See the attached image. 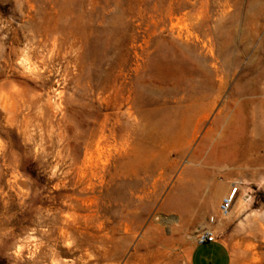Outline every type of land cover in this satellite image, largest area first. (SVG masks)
Wrapping results in <instances>:
<instances>
[{
    "label": "rangeland",
    "instance_id": "obj_1",
    "mask_svg": "<svg viewBox=\"0 0 264 264\" xmlns=\"http://www.w3.org/2000/svg\"><path fill=\"white\" fill-rule=\"evenodd\" d=\"M0 83V264L72 260L49 221L71 194L130 232L117 264L156 214L151 264H188L209 227L232 264H264V146L204 165L231 121L264 144V0H0ZM203 166L198 204L162 210Z\"/></svg>",
    "mask_w": 264,
    "mask_h": 264
},
{
    "label": "bare ground",
    "instance_id": "obj_2",
    "mask_svg": "<svg viewBox=\"0 0 264 264\" xmlns=\"http://www.w3.org/2000/svg\"><path fill=\"white\" fill-rule=\"evenodd\" d=\"M23 63L28 64V60L23 61ZM263 105H264V101H263ZM170 122L171 121H169V123ZM244 132L245 130L243 127L239 128L237 131L236 130L233 131L232 121L228 123L227 127L224 129L223 138L222 137L219 138V143L227 142L228 144H230V148L216 149L214 154L208 157L206 161L209 162L215 161L223 164L224 161L223 158H225L226 162L238 163L243 158L242 155L243 152L240 151L239 145L242 146L243 144H248L249 148H251V153L252 152L254 153L257 149H260L262 146L261 142H256L251 139H248L247 143L245 142L246 140H245ZM160 133L159 135H161ZM169 133L168 135L171 134ZM203 188H204V183H201L199 186L195 188V191L200 192L201 190H203ZM190 189L189 187H187L186 189L181 190L180 193L178 192L176 196L173 195L174 197L169 198L165 202V204L162 205L163 206L162 210L166 212H174L181 214L183 213L181 212L182 209L185 210L186 208H190L192 205L191 197H190L192 195H189ZM83 196L72 195V194L65 196L64 198H66L68 202L72 204V205L69 204V208L72 211V213L63 214V211L59 210L58 212L53 213L49 218V221L53 225L51 226L56 227L54 228L55 229L54 232H56L57 234L56 242L60 240L66 242V247H67L66 251L71 257H73L72 260L66 263L53 262V264H117L119 260L122 258L123 253L125 252L127 242L131 240V234L128 230H124L125 228L122 229V224L117 220H112V222L104 221L98 223L97 221L101 217L97 218V215L92 214L93 208L97 206L95 203V198H84ZM73 203H76L80 206L73 205ZM153 219L156 220L153 221L151 226H149L146 229L145 233L142 235L141 240L136 245L133 254L129 257L126 264H151V260L149 259V257L140 256L139 252L141 250H144L143 247L147 246L148 244L151 243L158 244V242L161 241L163 242L164 238L161 236V228L160 226H158V224L164 225V224H168L169 222L168 219L164 220L160 218L157 214L154 215ZM155 236L159 239V241L158 239L155 240L153 238ZM39 252L40 255H42V251H40V249ZM64 254L66 255V253Z\"/></svg>",
    "mask_w": 264,
    "mask_h": 264
},
{
    "label": "crops",
    "instance_id": "obj_3",
    "mask_svg": "<svg viewBox=\"0 0 264 264\" xmlns=\"http://www.w3.org/2000/svg\"><path fill=\"white\" fill-rule=\"evenodd\" d=\"M245 140H246L245 142L247 143L248 138H246V136H245ZM262 146H264V144ZM239 148H240V151L243 152V154H242L243 158L241 159V161L238 163L227 162V164L237 165L240 163H247V165L248 164L250 165L249 158L251 156V148H249L248 144H243L242 146L239 145ZM204 165L211 166L214 164L209 162V161H205ZM194 175H195L194 177L197 180L195 182V184L192 186H185L182 188V190L186 189L187 187H189V189L191 188L189 195H192V196H190L192 205L190 208H186L183 211V213L185 211H187V209L189 210L198 204L197 199L199 198V194L202 190L200 192H196L195 188L197 186H199L201 183H204V188L207 187L205 182L209 178V176H208L207 172L205 171L204 166L198 172H194ZM200 181H201V183H200ZM208 186H210V185H208ZM201 206L203 207L204 205H201ZM209 229L214 231V233L217 236V241L215 243L206 244L203 246H197L195 243H193L191 248H190V251L187 255L188 264H232L231 251H230L228 245L225 243V241L223 239H221L220 234L217 230V227H209Z\"/></svg>",
    "mask_w": 264,
    "mask_h": 264
},
{
    "label": "built area",
    "instance_id": "obj_4",
    "mask_svg": "<svg viewBox=\"0 0 264 264\" xmlns=\"http://www.w3.org/2000/svg\"><path fill=\"white\" fill-rule=\"evenodd\" d=\"M239 189L240 185L234 184L230 194L222 199L219 205V215L222 219H227L231 215ZM211 222L214 224V219H211ZM216 241L217 236L211 229L201 231L195 238V244L197 246L215 243Z\"/></svg>",
    "mask_w": 264,
    "mask_h": 264
}]
</instances>
